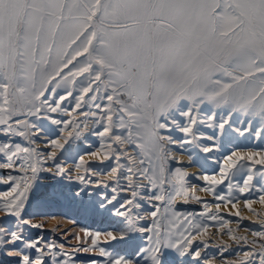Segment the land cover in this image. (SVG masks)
I'll list each match as a JSON object with an SVG mask.
<instances>
[{
	"label": "snow or ice",
	"instance_id": "6c2138e0",
	"mask_svg": "<svg viewBox=\"0 0 264 264\" xmlns=\"http://www.w3.org/2000/svg\"><path fill=\"white\" fill-rule=\"evenodd\" d=\"M85 133L98 147L62 164L77 159ZM246 133L258 147H228ZM204 139L213 143H196L199 152L227 154L217 175L199 177L201 191L240 219L247 194L264 228L252 207L264 204V0H0V264H214L202 255L207 241L194 247L209 225L175 209L202 197L174 166L173 146ZM89 188L110 193L85 200ZM64 200L109 227L81 228L71 250L34 233ZM215 207L204 202L200 215L249 245L223 264H264V230L237 236Z\"/></svg>",
	"mask_w": 264,
	"mask_h": 264
},
{
	"label": "rangeland",
	"instance_id": "374dc122",
	"mask_svg": "<svg viewBox=\"0 0 264 264\" xmlns=\"http://www.w3.org/2000/svg\"><path fill=\"white\" fill-rule=\"evenodd\" d=\"M212 110L220 112V110L217 109ZM220 114L223 113L220 112ZM199 131L204 133L206 136H210L213 134L214 129H210L207 126H201ZM182 135L183 134L179 132L175 133L176 137H180ZM233 135L235 136V134ZM87 137V140L81 143L80 146L71 153V155L73 157H77V159L65 158L61 160L62 164L71 167L73 164L78 162L79 155H84L85 159H89L86 153L97 148L98 141L96 137L90 136L89 134ZM17 139L19 140L20 138ZM21 142L24 143L23 141ZM196 143L212 144L213 141H209L206 139L197 140L193 141V143L190 145H184L183 148L174 145L173 153L177 156L178 160L181 161V163L173 162V164L175 167H182L188 172L189 175L186 179L188 180L189 184L196 186V195L202 197V202L198 203L194 199H190L189 202L184 203L182 199H178L175 205V209L176 211L183 212L185 214L191 213L192 215L189 216V220H191L193 224L209 225L208 235L198 237L196 243L194 244L195 247L200 243L201 240L207 241L208 247L202 249L203 256L212 259L214 264H223L224 260L237 261L243 257V253L244 251H247L249 249V245L243 242L237 244L228 235H222L219 229V221H212L207 216H201L200 214L206 211L204 208V202H207L209 204L212 212H217L215 205L217 203H220L221 207L218 211V215L222 216L225 221L230 222L228 223V227L234 230L235 235L247 236L249 241L256 239V237L252 235V230H264V228H261V219L260 217L253 215V213L245 207L244 195L247 194H240V202L238 204V208L241 212V216L243 217V219H240L232 214L235 213L236 209L232 208L231 205L225 206V202L217 201L211 193H205L201 191V189L207 186V184L205 181L199 179V177L205 174L217 175L221 164H217L216 160L219 159L222 161L223 156L227 154V149L222 147L220 150L213 151L212 153H201L198 149H196ZM220 143L223 144V138L220 139ZM259 144V141L251 140L249 134L246 133L245 137H239L236 144L229 145L228 147L232 148L238 146L241 149L256 148L259 146ZM89 145H91V148H89ZM67 147L68 146H66V148ZM190 156L194 157L192 163H189ZM206 156L214 157L215 159H208L205 161L204 159H202V157ZM59 157L60 153L58 152V158ZM196 158H200L199 163L196 162ZM97 165L98 162H93L94 168H96ZM242 179L243 176L239 175L235 177L232 182L236 183ZM52 182L53 181L51 177L47 173L42 174L41 183L43 185H49ZM63 183L67 184L68 182L64 181ZM225 184H227V181L225 182ZM6 188L7 185L0 184V191H4L6 190ZM221 190H223V194L225 196L229 195L228 189L225 187V185L217 186V191L220 192ZM89 191L93 192V196L84 197L85 200L96 199L97 197H95L94 195L96 192L109 191L110 193V190H103L98 188H89ZM121 195L129 194L123 193ZM232 195H237L235 190H233ZM252 198H256L255 194H253ZM252 207L256 209L258 213L264 214V204H260L257 202L253 203ZM46 211L48 213L47 217H39L44 220V222L47 221L44 224L43 230H33V232L35 233L36 231H41V234L44 235L46 239L54 241L56 243L64 244L65 248L68 250H71V247L78 243V241L73 238V234L79 233L81 236L83 235V233L80 232L81 228L103 231L109 227L110 218H104L91 212L84 213L80 210V205L78 202L64 200L61 204L53 206L50 209H46ZM50 219L54 220L56 223L49 224ZM141 223L143 224L144 221H141ZM53 229H55L56 231H53ZM226 231L227 229H225V232ZM225 244L231 245V248H229L227 252L222 251ZM217 245H220V247H217ZM80 255L85 254L81 253ZM96 258L98 260L104 259L99 257L98 255L96 256Z\"/></svg>",
	"mask_w": 264,
	"mask_h": 264
},
{
	"label": "built area",
	"instance_id": "2783aa9c",
	"mask_svg": "<svg viewBox=\"0 0 264 264\" xmlns=\"http://www.w3.org/2000/svg\"><path fill=\"white\" fill-rule=\"evenodd\" d=\"M85 136H88V133H85ZM84 141L85 139L83 138L79 141H76V143L73 145V151L76 150L80 146V144L83 143Z\"/></svg>",
	"mask_w": 264,
	"mask_h": 264
},
{
	"label": "bare ground",
	"instance_id": "6f19581e",
	"mask_svg": "<svg viewBox=\"0 0 264 264\" xmlns=\"http://www.w3.org/2000/svg\"><path fill=\"white\" fill-rule=\"evenodd\" d=\"M38 219L42 220L41 218H38ZM46 220H47V219H46ZM43 221H44V220H43ZM46 222H47V221H45L44 224H45ZM48 222H49V221H48ZM55 223H56V222H55L54 220H51V219H50L49 224H55Z\"/></svg>",
	"mask_w": 264,
	"mask_h": 264
}]
</instances>
